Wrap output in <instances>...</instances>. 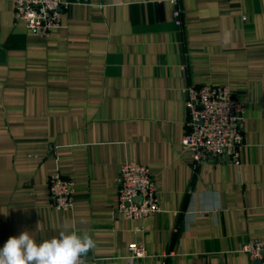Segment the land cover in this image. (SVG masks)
<instances>
[{"label":"crops","instance_id":"0c3cea01","mask_svg":"<svg viewBox=\"0 0 264 264\" xmlns=\"http://www.w3.org/2000/svg\"><path fill=\"white\" fill-rule=\"evenodd\" d=\"M42 38L0 0V248L88 233L84 264H264L240 251L264 239V0H64ZM219 85L244 102L240 166L194 168L182 149L185 88ZM146 165L160 210L117 211L123 162ZM74 183L51 205L48 177ZM147 255L128 257V245Z\"/></svg>","mask_w":264,"mask_h":264},{"label":"built area","instance_id":"2783aa9c","mask_svg":"<svg viewBox=\"0 0 264 264\" xmlns=\"http://www.w3.org/2000/svg\"><path fill=\"white\" fill-rule=\"evenodd\" d=\"M172 6V21H182L181 0H165ZM64 0H13L14 22L23 21L31 33L46 38L60 26L61 15L67 8ZM185 103L189 113L188 130L182 140V149L190 152L194 168L204 163L228 161L240 166V152L245 145L243 120L244 102L234 96L228 87L195 85L185 88ZM74 183L60 173L48 177L51 205L57 210L73 208ZM117 211L129 219H145L157 213L158 189L150 169L134 161L123 162L117 177ZM128 257L147 255L144 244L128 245ZM240 251L253 263L264 262V239L244 243ZM83 264L84 258L81 257Z\"/></svg>","mask_w":264,"mask_h":264},{"label":"clouds","instance_id":"9594fccd","mask_svg":"<svg viewBox=\"0 0 264 264\" xmlns=\"http://www.w3.org/2000/svg\"><path fill=\"white\" fill-rule=\"evenodd\" d=\"M95 247L88 233L61 231L37 242L28 231L9 237L0 248V264H83L81 257Z\"/></svg>","mask_w":264,"mask_h":264}]
</instances>
